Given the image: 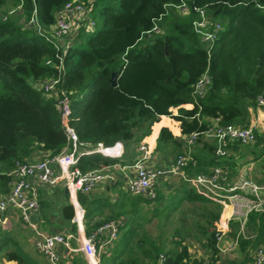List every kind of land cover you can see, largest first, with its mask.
<instances>
[{"label": "trees", "instance_id": "16d2710c", "mask_svg": "<svg viewBox=\"0 0 264 264\" xmlns=\"http://www.w3.org/2000/svg\"><path fill=\"white\" fill-rule=\"evenodd\" d=\"M69 1L0 0V194L8 191L10 177L5 172L16 161L29 160L36 150L54 154L67 145L54 100L30 84L31 79L50 76H60L59 88L70 96V124L79 142H121L126 149L149 135L153 140L159 128L154 150L164 152L172 145L181 152L184 142L172 129L182 136L198 132L197 145L202 146L191 153L186 173L191 176L228 163V158L215 155V141L202 136L211 120L248 126L249 108L257 106V98L264 95V0H187L222 24L209 52L193 31L194 10L187 16L175 10L181 0H86L93 28L82 25L65 52L57 51L24 23L35 9L39 27L47 31L55 23L56 11ZM21 3L23 14L17 9ZM155 23L162 34L148 36ZM58 54L62 56L60 72L54 65ZM114 72L116 85L112 86ZM205 72L210 79L208 89L196 96L194 86ZM261 141L264 138L258 134L256 143ZM113 162L93 153L80 156L77 167L87 171ZM176 191L177 204L209 201L185 181ZM62 193L60 224L74 230V208L67 190ZM91 196L78 194L85 208L86 233L108 220L134 214L140 203L150 202L140 197L127 205L120 203L111 208L114 214L90 225V215L101 208L92 209ZM218 216L219 211L213 214L211 227ZM247 226L254 237L239 238L244 253L264 245V211L250 213ZM122 227L119 238L101 254V264H156L160 253L165 255L164 264L202 263L201 258L191 260L180 235L167 249L140 241L139 252L132 253L134 230ZM202 246L209 253L208 264H215L220 259L215 230H205ZM0 258L16 264H49L28 254L9 226H0ZM74 264H85L82 254Z\"/></svg>", "mask_w": 264, "mask_h": 264}, {"label": "built area", "instance_id": "2783aa9c", "mask_svg": "<svg viewBox=\"0 0 264 264\" xmlns=\"http://www.w3.org/2000/svg\"><path fill=\"white\" fill-rule=\"evenodd\" d=\"M175 10L182 16L189 15L194 10L197 17L192 22L193 31L199 36L205 50L209 52L214 40L222 30V24L210 18L204 9L191 7L187 0H181ZM23 14L22 3L17 7ZM161 15L157 18L159 20ZM24 20V19H23ZM35 28L54 48L65 52L70 42L68 39L76 34L82 25L88 30L94 26L89 14L86 0H71L63 8L56 11L55 23L49 30L43 31L36 20V12L24 23ZM162 29L155 23L151 33L162 34ZM66 42H68L66 44ZM57 70H62V56L56 55ZM47 64H51L47 61ZM209 76L205 72L194 86V95L203 96L209 86ZM60 76H50L42 80H30V84L43 94L54 100L59 114L67 145L59 152L48 153L39 160L16 161L13 168L5 172L10 179L8 191L0 194V226H8L12 218H16L32 234L33 245L49 264H63V251L70 256L81 252L87 264H101L100 257L120 235L123 226L122 219L108 220L93 228L90 233L82 229L77 232L65 230L62 232H48L41 224L40 218V191L43 189L65 188L68 191L71 204L74 208L73 221L79 225L83 220V209L78 204V194L92 195L96 187L102 183L114 182L118 172L133 169L134 174L125 181V188L132 195L154 199L157 195L156 187L164 177H181L200 196L220 205V215L213 230L216 235V247L219 255L230 252L238 244L239 238L245 237L248 216L252 212L264 211V184H257L247 178L231 182L227 168L215 165L207 171L188 175L185 171L191 153L197 147L198 132L182 136L184 149L178 152L168 166H152L149 164L151 150L141 141L136 145L137 157L131 164L123 163L124 146L121 142L105 145L102 142L95 144L79 142L77 135L70 124V96L59 88ZM257 106L264 108V95L257 98ZM257 126L221 125L218 120H211V126L203 133L204 137L216 143L215 155L225 157L230 144L233 142L242 145L253 144L257 141ZM97 153L115 160L110 164H100L87 171L77 167L82 155ZM0 173L1 168H0ZM236 223V234L232 244L224 245V240L230 230V225ZM75 242L74 246L72 243ZM201 264H208L209 253L204 250L200 256ZM71 260V257H70ZM190 260V261H191ZM165 255L160 253L156 264H164ZM219 261V260H218ZM215 264H218L219 262ZM250 264H264V245L254 249Z\"/></svg>", "mask_w": 264, "mask_h": 264}, {"label": "crops", "instance_id": "0c3cea01", "mask_svg": "<svg viewBox=\"0 0 264 264\" xmlns=\"http://www.w3.org/2000/svg\"><path fill=\"white\" fill-rule=\"evenodd\" d=\"M250 124H255L257 126L258 134H261V136L264 138V108L259 107V106L249 108L248 125H250ZM158 131H159V128H158ZM158 131H157L155 137L153 138V140L150 139L151 135L147 136L143 140L149 146V148L151 150V154H150L151 157L149 159V164L152 166H163V165L158 164L161 161L160 159H161L162 154H159L158 151L154 150L155 145H156V138L158 135ZM172 131H173L175 136L182 139V135H180L179 132H175L173 129H172ZM202 139L211 140V139L204 137V136H202ZM136 145L137 144H132L129 148L124 149V158H123L124 163L131 164L134 161V159L137 157ZM201 146H202L201 144L199 146L197 145V147H201ZM244 146H246V147H244ZM178 151L179 150L176 151V154L178 153ZM47 154H48V152H46V151L36 150L29 160H31V161H34L35 159L39 160V159H42ZM175 155H174V157H175ZM174 157L171 159V161H173ZM225 158L226 159L228 158L229 162L223 164V166H225L227 168L228 177H229L231 182L239 180L240 178H247V179H250L251 181H253L254 183L264 184V141L257 142V143L255 142L253 144H247V145H242L240 143L233 142L232 144L229 145ZM133 174H134L133 169H129V170L126 169L124 172H118L116 174V179L114 182L102 183L98 187H96V189L92 193V196L90 197L91 200L93 199V203H94L91 205V207L93 210L96 209V207H94V206H99V207L101 206V208L94 211L93 214L90 215V218L87 220V222H89L90 225H92L93 222H95L97 220H101L104 217H107L109 215L114 214V212L112 211L111 208H116L120 203L127 205L128 201H130L131 199H139L140 197H142V196L132 195V194L128 193L126 188H125L126 179L128 177H131ZM174 178L180 179L181 180L180 183L183 181L181 179V177H174ZM169 179H170V177L166 176L163 178V180H161L158 183V185L156 187V192H157L156 196L157 197L154 200L150 199V202H153L157 199L162 198V196H163L162 193L165 192L164 186ZM54 189H55V191H58L57 196L60 197V200L57 201L56 208L48 207L47 212L44 211V206L46 204H44V205L40 204V213H39L38 218H40V220H41L42 227L48 232H62L65 230H72L74 232H77L78 229H82V230L86 231V224L87 223L84 220V215H83L82 222L79 225H77L73 221L74 216H75V214H74V216L71 220V222H74V224H75L74 230L71 229V227H69L63 223L60 224L61 220H60V216L58 214V210L60 209L61 204L64 201V195L62 192L65 190V188L56 187ZM53 192H49V190H47V189L41 190L39 202L43 199H46L48 197L47 196L48 193L52 194ZM50 196L51 195H49V197ZM68 196H69V194H68ZM69 201L71 203L70 197H69ZM77 201H78V199H77ZM184 202H189V201H184ZM198 202L199 203H205V204L211 203V204L217 205V207L220 209L219 204L212 202L210 200L207 202H201V201L195 202L194 201L191 203H198ZM78 204L83 209V213H85L84 206H82L79 201H78ZM143 204H145V202L140 203L139 206H137V212L134 214L128 213L127 215H121L119 217H116V218L122 219V222L125 224V225L123 224V227H122L123 230H126V228H127L126 224L128 223L130 215L138 214V212L141 210V207ZM219 215H220V212H219ZM116 218H114V219H116ZM218 218H219V216H218ZM217 220H215L213 223L215 224V222ZM13 225H20L21 227H24L16 218H12L10 220L8 226L10 228H12ZM64 226L68 229H64ZM214 226L211 227L210 230H213ZM246 229L251 230V228L248 227L247 224H246ZM236 230H237V227L231 224L230 230L227 233V236L224 240V245H229V244L233 243L234 238H235V234H236ZM28 232L31 235V239H30L31 244H32L33 248L35 249V247L33 245L32 234L29 230H28ZM251 232H252L251 236H247L246 238L245 237L244 238L250 240L252 237H254V233L252 230H251ZM183 243L188 246L189 252L193 256H200L204 251V249L200 248V246H198V244H194V243H190V242L187 243L185 241ZM72 244L74 246L76 245L75 242H73ZM237 248L239 250L241 249L239 242L234 247V249H232L231 251H234ZM62 253H63V264H74L75 260L78 258V256L80 255L81 252L79 254H78V252H75L71 256L66 251H63ZM227 254H229V252L220 254V259L218 261L219 262L218 264H222L221 259L224 255H227ZM82 256L84 257L83 254H82ZM70 257H71V260H70ZM84 259H85V257H84ZM44 261H46V259ZM85 262H86V259H85ZM0 264H16V262L13 260L2 259V263H0ZM86 264H87V262H86ZM247 264H250V262H248Z\"/></svg>", "mask_w": 264, "mask_h": 264}, {"label": "rangeland", "instance_id": "374dc122", "mask_svg": "<svg viewBox=\"0 0 264 264\" xmlns=\"http://www.w3.org/2000/svg\"><path fill=\"white\" fill-rule=\"evenodd\" d=\"M23 19H21L22 23L24 21ZM74 36L72 34L68 42H71ZM176 151L177 148L171 145L164 152H159L162 155L161 161L158 164L168 166ZM169 180L170 183L167 181L164 186L165 192L162 193V198L143 204L138 214L130 215L127 225L132 226L134 230V237L131 243V247L133 248L132 253L137 254L139 252L138 244L140 241H143L144 245L155 242L167 249L173 244V239L176 235L184 237L185 242L198 244L200 248L204 249L202 241L205 239V230L211 229L210 220L213 214L218 213L220 209L217 205L211 203L181 202L177 204V198L179 196L176 188L181 180L174 177H170ZM48 190L49 192H54L52 194L48 193V197L43 199L46 204L44 206V211L46 212L48 211V207L56 208L57 201L60 200V197L57 196L58 191H55V189ZM49 195L51 196L49 197ZM175 204H177L176 207L174 206ZM12 228L14 236L28 254L37 256L40 260H45L33 248L30 241L31 235L26 227L13 225ZM64 229L68 228L64 226ZM251 235V230L246 229L245 238ZM253 251V248H249L247 249V253H244L241 249L239 250L237 248L222 257V264H247L251 260ZM0 263H2V258H0Z\"/></svg>", "mask_w": 264, "mask_h": 264}, {"label": "water", "instance_id": "95a60500", "mask_svg": "<svg viewBox=\"0 0 264 264\" xmlns=\"http://www.w3.org/2000/svg\"><path fill=\"white\" fill-rule=\"evenodd\" d=\"M115 77H116V73H112L111 78H110V83L112 86L116 85V81H115Z\"/></svg>", "mask_w": 264, "mask_h": 264}]
</instances>
